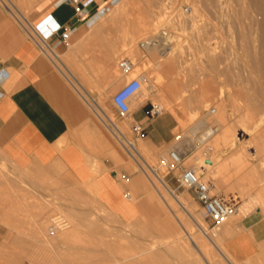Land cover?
<instances>
[{
    "label": "rangeland",
    "instance_id": "1",
    "mask_svg": "<svg viewBox=\"0 0 264 264\" xmlns=\"http://www.w3.org/2000/svg\"><path fill=\"white\" fill-rule=\"evenodd\" d=\"M13 1L15 5H18L16 7L21 8V5L23 6V11L22 9L20 11L27 17L29 11L41 0ZM121 1L123 0H114L111 6L108 7V11L95 15L91 20L93 24L86 30V33L82 36L83 39L78 43L72 42L71 40L72 44L70 45V49L76 50V56L70 60L61 57V61L76 76L77 81L82 83L90 95V99H98L96 101L101 103L102 109L110 117L112 122L120 127L123 126L122 128L128 140L133 141L137 145L141 144V140L139 139L136 142L135 136L132 134V125L135 124L131 117L132 113L138 109L139 105L148 103L150 108L151 104L161 103V100L164 102L165 112L155 119L174 122L176 128L173 131V138L171 143L162 149H156L153 146L145 147L144 153L149 156H145L147 158L146 161L156 170V173L163 177L172 192L178 196L185 197L188 202H192L193 210L196 216L203 220L202 222L206 232H211L214 227L213 222L205 216L203 209L195 199L193 191L178 185L175 177H177L179 172L168 171L161 165V160L163 159L162 157L167 158L168 152L176 147L182 152V163L184 167H198L200 163L197 162H200L204 158L202 155L205 145L203 144L202 148V144H200L198 139L200 134L197 131L191 133V128L196 123L195 121L205 116L210 109H215V115L218 116L220 114L222 121L225 120L222 128L219 129V133L223 129L230 130L231 128L229 134L231 133L230 135L232 137L230 138L232 139V143L229 146H225V148L219 147L220 149H218L215 147L217 151H211L213 154L209 152L212 155H217L214 167L221 163L224 165L220 173L217 175L213 173L214 175L212 174V176L214 177L208 176V178L210 177L209 182L211 187L214 189L213 193L221 194L225 199L232 200L233 203L237 204L238 213L235 217L233 216L237 222L246 221L251 217L257 218V222L258 220L260 222V231L256 236L258 247L254 250V253L243 259H237L231 255L235 259V262H238L237 264H264V207L260 206L255 208L253 211L247 213V216L240 210V205L247 202L248 197L251 199L254 195L261 198L264 205V128L261 126L254 133H258L255 136L257 137L259 135V139L258 141L256 140V145L251 146L243 145L247 142L249 136H243V132L239 130V122L243 117H246L247 113L249 116L250 110L252 109L250 106L254 104L252 102L256 103L257 101L260 103L262 101V99L256 100L258 99L257 90L264 93V81L255 76L256 72L251 70V68L253 69L252 58L259 56L261 53L258 51V49L261 51L260 43H258L260 40H256L255 38H259L260 36L255 32V34L252 33V35H249L248 22L246 23L248 20L245 19L246 16L243 17L237 13H231V15L230 12L220 13L212 5L211 0H136L134 5L128 7L127 5H122L123 7L125 6L124 9L119 6L120 4L118 5ZM199 1L203 3L201 4ZM0 3L5 7L4 0H0ZM25 3L29 5L26 6ZM196 3L199 4L197 5ZM185 5L190 6L192 10L196 6L197 11L199 10L197 16L193 11L191 17L192 12L188 17H184L181 24H175L170 20L172 14L176 11L181 12L182 7ZM200 5L205 6L200 7ZM118 7L120 8L117 11ZM203 7H206L205 10H203ZM6 10L20 24L22 23L21 17L17 13H12L7 8ZM209 11H211V14ZM147 15L148 17H146ZM149 15L152 19L149 18ZM227 15L231 20H234L231 21ZM114 16H116L117 20H115L116 18ZM147 19L150 22H146ZM221 21L222 23L219 24ZM163 25L171 27L172 30L176 27L181 31L173 39L174 46L172 45V52H174L173 54L175 56L174 67L170 72H165L163 69L161 70V68L156 67L155 62L162 60L157 52L153 58L150 53L141 51L139 48V43L142 40L156 32ZM142 27H144L143 29L146 32L145 30H141ZM145 27L149 28L147 29ZM96 32H99V34L96 35ZM244 35L246 37H243ZM128 37H136L135 46L132 48H126L124 46ZM250 39L256 41L252 40L251 45L249 43L251 41ZM242 40L244 41L242 42ZM112 45L116 47V51L113 54V58H110L108 55H104V53H107ZM213 46L215 47L214 52L211 51V47ZM245 46L247 47L245 48ZM249 47L253 48V50ZM205 49L208 50L206 51ZM250 53L255 55L252 56ZM98 56L102 58V65H104V68L106 67L105 70L108 71V75L111 77L110 80L117 82L116 88L109 89L110 80L106 82L101 79L91 80V76L95 78L96 74H98L96 71L100 68L96 66L92 67L91 60L93 57ZM123 57L130 58L137 68L144 67L146 71L141 73L143 77H153L156 80L157 78H161L160 84L156 86L155 93L151 94L147 89L146 92L140 91L139 95L134 98L135 100L130 104L129 117L117 115L112 108V96L125 83V80L122 79L117 69V62ZM210 59L212 60L210 61ZM61 71L79 89L76 82L63 68H61ZM256 75L258 74L256 73ZM167 88L168 90L172 89L174 97H170L167 94ZM203 89L212 91V95L210 96L211 101L208 100L207 107H203L202 105V98H204L202 94ZM82 95L84 100L91 104L90 99L83 93ZM252 98H256L254 99L255 101ZM222 102L226 104V109H224L225 114L223 112L224 110L218 111V106ZM197 109L199 110L198 113H194L197 112ZM215 115L213 117L208 116L207 118L209 120L206 118V122L210 124L216 121ZM93 117L123 156L127 171L130 174H138L142 181L143 193L140 190L137 192L130 191V203L139 210V214L136 213L137 215L133 219L123 221L100 203L97 198L98 188L94 182H89L88 188H85L83 185L70 184L69 178L63 172L50 174L43 169L20 171L13 168L0 153V174L3 175H0V264H35L34 261H49L51 264H136L137 261L132 259L131 256L136 255L141 246L152 243L154 247L160 248L163 243L170 242L169 240H164V238H169L170 236L164 222H156L157 219L153 217L156 211L159 212L158 215H160L161 211L162 213L165 212V214L170 211L166 203L161 199L159 192L153 186L158 184L156 179L153 177L151 171L140 162L142 168L136 162L132 161L122 145L115 139L111 127H106L104 122H102V118L101 121L94 112ZM227 125H230V128ZM225 127L227 128L225 129ZM177 135L181 136L178 142L174 139ZM185 147L189 148L188 151ZM184 151L185 154L183 153ZM232 153L239 154L240 156L238 155V158L240 160L238 158L237 160L236 157L232 159ZM223 167L225 168L223 169ZM213 168L203 167L202 169L211 171ZM96 171H99V169L94 167V173ZM22 175L28 179V183H21L20 176ZM203 175V178L207 177L205 174ZM119 179H121L120 175ZM222 180L226 181L223 183ZM122 182L126 185L130 183V181L126 180ZM258 194L263 195L259 196ZM167 203L171 208L173 207L172 210L174 212L180 210L178 206L173 205L174 202H172L170 197ZM164 205L169 211L166 208L164 209ZM146 208H150L151 211L146 212ZM176 208L178 209L176 210ZM141 211L145 212L142 213ZM45 212H47L46 216L43 214ZM55 216H60L67 222L68 226L62 233L68 232L73 228L76 231L72 238L50 246L34 236V223L42 219L44 227L46 226L44 229L42 227L43 235L47 238L49 222ZM218 227L222 228V224ZM197 230L194 225H190V228L188 227L190 236L199 234L198 236L202 238L204 236L205 238L203 239L207 241V235L205 236L201 231ZM249 230L251 232L250 235L252 234L253 236L256 234V231L254 232L252 227L248 228V232ZM62 233L52 235L50 238H57ZM183 238L184 244H189V238L187 236ZM228 238H226L225 245L227 244ZM158 244L160 245L157 247L156 245ZM226 248L229 251L227 246ZM175 260L170 253L166 252L154 258V262L151 264H176L177 260Z\"/></svg>",
    "mask_w": 264,
    "mask_h": 264
},
{
    "label": "crops",
    "instance_id": "2",
    "mask_svg": "<svg viewBox=\"0 0 264 264\" xmlns=\"http://www.w3.org/2000/svg\"><path fill=\"white\" fill-rule=\"evenodd\" d=\"M113 1L91 0L80 13L62 0L39 1L29 11L27 23L37 31L35 39L43 40L47 52L54 54L53 61L0 3V153L20 171L63 172L70 184L85 188L89 182H94L100 203L124 221L139 214L130 203V191L143 193L142 181L138 174L127 171L123 156L93 117L94 110L63 75L61 68L69 75L71 72L60 59L70 60L76 56V50L70 49L71 40L81 41L95 15L111 6ZM60 27L70 32L67 42L59 37ZM110 50L104 55L113 58L116 47L112 45ZM91 66L100 67L96 77L91 76L92 81L110 80L102 58L93 57ZM116 86L117 82L110 80L109 89ZM112 108L120 115L113 104ZM148 110V103H145L131 115L134 123L141 124L144 129L142 137L132 132L135 141L140 139L144 147L165 148L171 143L176 126L172 121L150 119ZM94 167L99 171L94 173ZM20 177L21 183H28L27 178ZM123 180L130 183L126 185ZM250 227L256 231L253 236L248 235ZM259 231L260 222L255 217L234 224L227 235L226 246L230 253L237 259L253 254L258 247Z\"/></svg>",
    "mask_w": 264,
    "mask_h": 264
},
{
    "label": "bare ground",
    "instance_id": "3",
    "mask_svg": "<svg viewBox=\"0 0 264 264\" xmlns=\"http://www.w3.org/2000/svg\"><path fill=\"white\" fill-rule=\"evenodd\" d=\"M5 3V7L10 11V12H15L19 15V17H21V20H22V26H24L26 29L28 28V30L31 32V34L34 35V33H37V31L34 29V27H30V24L28 25L27 23V17L25 15H23L20 11V9H22V5H21V8L19 7H16L18 5H15L14 4V1L13 0H4ZM22 1V0H21ZM36 1V0H35ZM38 1V0H37ZM206 1V0H204ZM208 1V0H207ZM136 2V0H123L121 1L120 3H118V5L120 7H123L122 5H127L130 6V5H134ZM200 2V1H199ZM211 2L213 3L212 5H214V7L220 12H225V13H228L230 12V14H239V15H242L243 17L246 16L245 19H247L248 21H246V23L248 22V33L249 35H252V33H258L257 35L260 36L259 38L255 37L256 40H260V42L258 41V43H260V49L261 51L258 49L260 55L259 56H254L252 55V53H250L252 56H254L252 58V67L253 69L251 68V70H254L258 75H256L255 73V76H257L258 78H261L263 81H264V0H211ZM24 3V2H23ZM22 3V4H23ZM29 3V2H27ZM26 4L29 5V4ZM178 3V2H177ZM201 4L203 3L202 1L200 2ZM207 3V2H206ZM197 4V3H196ZM199 4V3H198ZM197 4V5H198ZM117 5V6H118ZM173 5V4H172ZM115 6V7H117ZM202 6H205V5H202ZM200 5V7H202ZM117 8V11L119 10V8ZM125 7V6H124ZM123 7V9H124ZM131 8V7H130ZM135 8V7H134ZM183 8V7H182ZM206 7H203V10H205ZM208 8V7H207ZM116 9V8H115ZM122 9V10H123ZM202 10V8H200ZM209 9V8H208ZM217 10H214V11H217ZM23 11V9H22ZM113 11V10H112ZM115 11V10H114ZM133 11V10H132ZM193 11L194 13L196 14L197 16V7L194 6V10H192V14L190 15V17L193 15ZM213 11V10H212ZM205 12V11H204ZM211 11H209L210 13ZM112 13V12H110ZM123 13V11H122ZM120 13V14H122ZM203 13V12H202ZM207 13V12H206ZM223 13V14H225ZM108 14V13H107ZM116 14V13H114ZM211 14V13H210ZM213 14V13H212ZM216 14V13H215ZM218 14V13H217ZM231 14V15H232ZM207 15V14H206ZM229 15V14H228ZM227 15V16H228ZM108 16V15H107ZM152 16V15H151ZM211 16V15H209ZM214 16V15H213ZM226 16V15H225ZM116 18V16H114ZM148 17V15L146 16ZM188 17V16H186ZM195 17V16H194ZM204 17V16H203ZM208 17V15H207ZM218 17V16H216ZM229 17V16H228ZM119 18V17H118ZM149 18H150V15H149ZM209 18V17H208ZM206 18V19H208ZM220 18V17H219ZM222 18V16H221ZM230 18V17H229ZM241 18V17H240ZM152 19V18H150ZM199 20V18H197ZM196 19V20H197ZM117 20V18L115 19ZM145 20V19H144ZM190 20V19H189ZM214 20V19H213ZM223 20V18H222ZM231 20V18H230ZM234 20V19H232ZM231 20V21H232ZM243 20V19H241ZM153 21V20H151ZM204 21V20H203ZM224 21V20H223ZM229 21V19H228ZM146 22H150V20ZM197 22V21H196ZM219 22V21H218ZM217 22V23H218ZM243 22V21H242ZM172 23V22H171ZM222 21L219 23L221 24ZM225 23V22H224ZM152 24V23H151ZM96 26V25H95ZM170 26V25H169ZM231 26V25H230ZM244 26V25H243ZM97 27V26H96ZM100 27V26H99ZM227 27V26H226ZM234 27V26H233ZM231 27V28H233ZM144 27L141 28V30H145L143 29ZM147 28V27H145ZM149 28V27H148ZM147 28V29H148ZM151 28V27H150ZM235 29V28H234ZM233 29V30H234ZM154 30V29H153ZM237 30V29H236ZM148 31V30H147ZM223 31V30H222ZM146 32V30H145ZM221 32V31H220ZM242 32V31H241ZM247 33V34H248ZM254 33V34H255ZM237 34V33H236ZM253 34V35H254ZM134 35V34H133ZM239 35V34H238ZM256 35V36H257ZM243 37H246V35H244ZM242 37V38H243ZM253 37V36H252ZM127 38V37H126ZM220 38V37H219ZM251 38V36H250ZM244 39V38H243ZM254 39V37H253ZM252 39V40H253ZM251 40V39H250ZM252 40L249 42L251 44ZM256 40H253V41H256ZM244 40H242L243 42ZM135 42H136V37H128V40H126V42L124 43L125 47L127 48H132L133 46H135ZM245 42H246V39H245ZM254 44V43H253ZM173 45V44H172ZM252 45V44H251ZM256 45V43H255ZM174 46V45H173ZM208 46V45H207ZM237 46V45H236ZM247 46H245L246 48ZM254 47V46H253ZM259 47V45H258ZM250 48V47H249ZM170 50H165L163 51L162 53L160 52V50L158 48H148L146 51L148 53L151 54V57L154 58L155 56V53L157 52L161 59L162 60H159L156 63V67L158 68H161V70L163 69L165 72H170L173 70V67H174V52H172L171 48H169ZM219 49V48H218ZM253 50V48H250ZM249 49V50H250ZM257 49V48H256ZM132 50V49H131ZM206 50V49H205ZM208 50V49H207ZM206 50V51H207ZM51 51V50H50ZM142 51V50H141ZM204 51V49H203ZM211 51L214 52L215 51V47H211ZM256 51V50H254ZM253 51V52H254ZM251 52V51H249ZM114 53V52H113ZM258 53V54H259ZM214 54V53H213ZM222 55V54H221ZM181 56V55H180ZM215 56V55H214ZM213 56V58H214ZM220 56V54H219ZM249 56V55H248ZM150 58V57H149ZM209 58V57H207ZM151 59V58H150ZM221 59V58H219ZM55 60H57L55 58ZM212 59H210L211 61ZM250 60V59H249ZM177 61V60H176ZM209 62V61H208ZM59 63V62H58ZM62 63V62H61ZM211 63V62H210ZM205 64V63H204ZM213 64H214V61H213ZM251 64V63H250ZM236 65V64H235ZM137 66V65H136ZM206 66V65H205ZM63 67V66H61ZM149 67V66H148ZM140 68V67H139ZM137 68L135 67V64H134V72H133V75H137L136 73L138 74H141V73H144L146 71V69L143 67V68ZM157 68V70H159ZM212 68V67H211ZM216 68V67H215ZM66 69V68H65ZM214 69V68H213ZM209 70V69H208ZM216 70V69H215ZM68 71V70H67ZM243 71V70H242ZM154 72V71H153ZM251 72V71H250ZM249 72V73H250ZM151 73V72H150ZM160 73V72H159ZM240 73V72H239ZM251 74V73H250ZM254 74V73H253ZM78 75V74H77ZM150 75V74H149ZM153 75V74H152ZM131 76V77H132ZM161 76V75H160ZM70 77L76 82V85L78 86V88L80 89H77V87H75V90L77 89L78 92H80L81 94L83 93L85 95L86 93V89L84 88V86L82 85V83H79L77 81V78L76 76H74L72 73H70ZM143 77V76H142ZM253 77V76H252ZM164 78V77H163ZM161 79V78H160ZM160 79L157 78L156 79H153V77H143V80H142V86H141V89L140 91H143V92H146L147 89L149 90V93L153 94L156 92V86L158 84H160ZM244 81V80H243ZM247 83V82H246ZM242 84V83H241ZM257 84V83H256ZM257 87V86H256ZM256 89V88H254ZM262 89V88H260ZM253 90V89H252ZM257 90V89H256ZM165 92V91H164ZM167 94L170 95V97H174V92H172V89H169L167 88L166 90ZM250 92V90H249ZM254 92V90H253ZM252 92V93H253ZM87 94V93H86ZM202 94H203V101H202V105L203 107H207L208 106V100H210V96L212 95V91H209V90H206V89H203L202 91ZM214 94V93H213ZM88 95V94H87ZM104 95V94H103ZM252 95V94H251ZM257 98H252L253 100L256 99V100H261L260 103L256 101L255 102H252L254 103L252 106V109L250 110V114L248 116V113L246 115V117L242 118L241 121L239 122V130H241V132H243V136H249L247 142H245L243 145H256V142L258 141L259 139V135L256 137L255 135L257 134H254L258 128H260L261 126H263L264 128V93L261 92L260 90H257ZM101 97V96H100ZM105 97V96H104ZM147 97V96H145ZM91 98V97H90ZM102 99V98H101ZM162 99V98H161ZM98 100V99H96ZM96 100L94 99H90V106L91 108L94 110V112L96 113V115L101 119L102 118V122H104V124L106 125V127H111L112 131L114 132V136L116 137V139L119 141V143L123 146V148L125 149L127 155L132 159V161L136 162L140 167V163L145 166L149 171H151L153 177L156 179L157 181V185H153L154 188L157 190V192H159L160 194V197L161 199L163 200V202L166 203V205L168 206L169 210H167V207H165L164 205V209L166 208L167 211H169V215L168 213L165 214L160 213V215H158V211H156L155 215L153 216L155 219H157L156 222H164V225L165 227L167 228V231L169 232L170 236L169 238H164V240H169L170 242H167V243H163V245L160 247V248H156L154 247V244H148V245H143L139 248V252L134 255V256H131L132 259H135L137 261L136 264H151L152 262H154V258L158 257L159 255H162L163 253H170L171 256H173L176 260H177V263H180V264H237L235 262V259L233 258V256L231 255V253L227 250L226 248V245H225V242H226V238L227 235L230 233L231 231V228L232 226H234V224L237 223V221L235 220V218L231 217L229 218L228 220H226L225 222L221 223L222 224V228H224V230H222V228L218 227L216 228L213 232L211 230V232H206L204 230V224H203V220H201L198 216H196L194 210H193V207H192V202H188L187 199L183 196H178L176 195L174 192H172L170 189H169V186L168 184L166 183V181L163 179V177H161L158 173H156V170H154L149 164L148 162L146 161V157H149L147 155H145L144 153V146L142 144H135L133 143V141H129L128 140V137L126 136V133L124 131V129L116 124H114L112 122V120L110 119V117L104 112V110L102 109V106L100 105L101 103H98ZM222 100V99H221ZM224 100V99H223ZM211 101V100H210ZM255 101V100H254ZM100 102V101H99ZM157 104V103H156ZM163 104V105H162ZM200 104V103H199ZM89 105V103H88ZM159 106H161L163 112H165V108H164V102L161 100V103H158ZM168 105V104H166ZM140 106V105H139ZM219 109L218 111H222L224 109H226V104L224 102L221 103L220 106H218ZM246 107V106H245ZM196 111V109H194ZM198 109H197V112H194V113H198ZM169 112V111H168ZM172 112V111H171ZM170 112V114H171ZM224 114H225V110L223 111ZM222 112V113H223ZM235 112V111H234ZM216 113V110L214 109V113L211 114V109L209 110V112L203 116L202 118H200L199 120L195 121L196 123H194V125L192 126V132L190 130L191 133H193L194 131L198 132V134H200L199 136V141H200V144H202V148H203V144L205 145L204 146V152H203V157L200 162H197V163H200L198 167L194 168L195 171L199 174V176L201 177V179L205 182H209V179L210 177L208 178V176H212V174H218L222 171V166H224L222 163L219 164L218 166H215V158L217 155H212L213 152L211 151H217L216 148L220 149L221 147H224L225 146H229V144L232 143V139L230 137H232L229 132L231 131V128L227 125L229 129L227 130H224L221 131L219 133V129L222 128L223 126V122L222 119H221V116L220 114L218 116L215 115ZM221 113V114H222ZM243 113V112H241ZM174 114V113H173ZM216 116V121H213L212 123H207L206 122V118L208 116ZM244 115V116H245ZM235 116V115H234ZM197 119V118H196ZM195 119V120H196ZM208 119V118H207ZM238 119V118H237ZM209 120V119H208ZM243 121V122H242ZM215 122V123H214ZM231 123V122H230ZM243 123V124H242ZM212 126H215L216 128L214 130H212L211 128V125ZM125 127V126H124ZM225 127V129L227 128ZM224 128V127H223ZM234 129V128H233ZM260 130V129H259ZM264 130V129H263ZM111 131V132H112ZM233 132V131H232ZM237 134V133H236ZM262 134V133H261ZM233 135V134H232ZM235 135V134H234ZM242 136V135H241ZM263 136V135H262ZM235 138V137H233ZM239 139V138H238ZM237 139V140H238ZM257 140V141H256ZM246 141V140H245ZM149 143V142H148ZM234 143V142H233ZM188 145V144H187ZM223 145V146H222ZM214 147V148H213ZM216 147V148H215ZM220 147V148H219ZM241 147V146H240ZM176 148V147H175ZM186 148V147H185ZM199 148V146H198ZM233 148V147H232ZM231 148V149H232ZM189 148H186V150L188 151ZM214 149V150H213ZM198 150V149H197ZM262 150V149H261ZM186 151V152H187ZM237 151V150H236ZM235 151V152H236ZM246 151V150H245ZM244 151V152H245ZM197 152V151H196ZM200 152V151H199ZM211 152V153H209ZM238 152V151H237ZM185 154V151L183 152ZM218 153V152H217ZM256 153V152H255ZM259 153V152H258ZM148 154V153H147ZM211 154V156H210ZM233 154V153H232ZM163 155V154H162ZM165 155V154H164ZM209 155V156H208ZM238 155L237 153H234L231 158L232 159H236L238 158ZM146 156V157H145ZM198 156V155H197ZM208 156V157H207ZM240 156V155H239ZM154 157V156H153ZM152 157V158H153ZM157 157V156H156ZM160 157V156H158ZM163 159L165 157H162ZM200 158V157H198ZM149 159V158H148ZM160 159V158H159ZM240 160V158H238ZM237 159V160H238ZM245 159V158H244ZM149 160H152V159H149ZM157 161V160H156ZM232 161V160H231ZM140 162V163H139ZM233 162V161H232ZM235 163V162H234ZM246 163V162H245ZM242 164V163H241ZM249 164V163H247ZM230 165V164H229ZM154 167V166H153ZM160 167V166H159ZM213 168L211 171H206L205 169H202V168ZM244 167V166H243ZM249 167V166H248ZM142 168V167H141ZM157 168V167H156ZM225 167H223L224 169ZM237 168V167H236ZM245 168V167H244ZM158 169V168H157ZM163 170V169H162ZM229 170V169H228ZM239 170V169H238ZM2 172V171H1ZM244 172V171H243ZM227 173V172H225ZM224 173V174H225ZM234 173V172H233ZM241 173V172H240ZM203 174H205L207 177H204L203 178ZM213 174V175H214ZM222 174V173H221ZM237 174V173H236ZM1 176H3L2 174H0ZM215 175V176H216ZM221 176V175H220ZM214 177V176H212ZM216 177H219V176H216ZM208 178V179H206ZM221 178V177H220ZM219 178V179H220ZM231 178V177H230ZM234 178V177H233ZM217 179V178H216ZM227 179V178H226ZM223 181V180H222ZM226 181V180H225ZM223 181V183L225 182ZM237 182V181H236ZM222 183V184H223ZM228 184V183H227ZM214 186H216L214 184ZM216 188V187H215ZM212 189V192H214V189L211 187ZM263 192V190H262ZM128 194V193H127ZM221 195V194H220ZM259 196L260 195H263V194H258ZM126 196V195H125ZM172 199V202L173 205L175 204L176 206L179 207L180 210H178L177 212H174L172 210V208L170 207V205L167 203L169 197ZM222 196V195H221ZM233 197V196H232ZM251 197V196H250ZM129 198V197H127ZM168 198V199H167ZM190 198V197H189ZM191 199V198H190ZM167 200V201H166ZM232 201V200H231ZM133 202V201H132ZM194 203V202H193ZM172 205V204H171ZM237 205V204H236ZM260 206H263V202L261 200V198H259L258 196L254 195L253 197H251V199L248 197V201L241 204L240 205V210L241 212L244 214V215H248L247 213H249L250 211H253L255 208L257 207H260ZM146 212H150L151 209L150 208H146ZM163 209V208H162ZM178 208H176L177 210ZM145 210V209H144ZM142 213H144L145 211H141ZM170 213H171V216H170ZM252 213V212H251ZM250 213V214H251ZM45 216L47 214V212L43 213ZM42 214V215H43ZM241 214V215H243ZM43 215V216H44ZM252 215V214H251ZM235 217V216H234ZM247 218V217H245ZM50 219V218H49ZM176 222H175V221ZM141 221V220H140ZM241 221V220H239ZM49 222V221H48ZM143 222V221H142ZM46 223V222H45ZM35 234L34 236L39 239V240H43L46 244L50 245V246H54L56 244H58L59 242H63V241H66L70 238H72L74 235H75V231L76 229L73 228L72 230L68 231V232H64L62 233L64 230L60 231L62 234L59 235L57 238H50V236H52L51 234L48 233L47 235V238L45 235H43V231H42V227L43 229L46 227H44V222L41 220H38L36 221L35 223ZM48 224V223H47ZM46 224V225H47ZM50 224V222H49ZM190 225H194L199 231H201V233L203 235H207V241L203 238H205L203 236V238L201 236H198L199 234H197L196 236H190V234L188 233V227L190 228ZM6 226V225H5ZM49 228V227H48ZM47 228V230H48ZM69 228V227H68ZM46 230V229H45ZM69 230V229H68ZM192 230V229H190ZM197 230V231H198ZM60 232H57V233H60ZM192 232V231H191ZM220 232V233H219ZM47 233V232H46ZM55 233V234H57ZM250 230L248 232V235L250 234ZM53 234V235H55ZM148 234H151V233H148ZM194 235V234H193ZM49 236V238H48ZM184 236H187L189 238L190 241L189 244H184L183 242V237ZM252 236V234H251ZM250 236V237H251ZM150 238V236H148ZM147 237V238H148ZM153 237V235H152ZM146 238V237H145ZM144 238V239H145ZM148 238V239H149ZM253 238V237H251ZM142 239V238H141ZM152 239V238H151ZM154 239V238H153ZM160 239H163V238H160ZM147 240V239H146ZM150 240V239H149ZM148 240V241H149ZM188 240V239H187ZM259 240V239H258ZM160 242V241H159ZM256 242V241H255ZM148 243V242H147ZM150 243V242H149ZM144 244V243H143ZM160 244L156 245L157 247L159 246ZM145 258H148V259H145ZM175 260V261H176ZM130 262V261H129ZM133 262V261H132ZM171 262V261H170ZM35 264H51L49 261H34ZM128 263V262H127ZM134 263V262H133ZM135 264V263H134ZM170 264V263H169ZM173 264V263H172ZM175 264V263H174Z\"/></svg>",
    "mask_w": 264,
    "mask_h": 264
},
{
    "label": "built area",
    "instance_id": "4",
    "mask_svg": "<svg viewBox=\"0 0 264 264\" xmlns=\"http://www.w3.org/2000/svg\"><path fill=\"white\" fill-rule=\"evenodd\" d=\"M90 1L91 0H62V3L74 6L75 11L80 13L83 10V7ZM104 11H108V8L100 10L97 14H100ZM191 12V7L185 5L181 12H174L170 20L179 25L183 22L184 17L191 14ZM92 24L93 23L90 22L89 25L91 26ZM27 31L29 32V30ZM58 32L60 33L59 37L63 42H67L69 40L70 32L68 30L60 27ZM180 32L181 31H179V29L176 27L172 30L171 27L163 25L156 32L142 40L139 43V48L143 51H146L148 48H158L161 53L165 50H170L169 48L172 50L173 39ZM29 34L30 36L34 37L31 32H29ZM35 41L39 47L45 51V55L51 61H53L54 54L52 52H47V46L44 44V41L39 39H35ZM117 69L120 72L122 79L125 80V83L112 96V104L117 108L121 116L127 117L130 114L131 100L136 98L140 93L143 77L142 74L132 76L134 72V63L128 57H123L118 60ZM66 80L72 84L68 78H66ZM89 107H91L90 104ZM163 113L164 112L161 106L158 104H151L147 115L150 119H155L160 117ZM213 113L214 109H211V114ZM210 126L212 130L216 128L215 126ZM132 132L138 137H142L144 133L143 126L141 124L132 125ZM174 139L178 142L181 139V136L177 135L174 137ZM182 161V152L178 148H174L168 152L167 158L161 160V165L164 166L168 171L179 172L177 177H175L176 182L180 187L193 191L195 199L203 209L205 216L208 217L214 224V227L212 228L213 232L221 223L237 215V205L232 201L225 199L223 196L213 193L210 182L203 181L194 168L184 167ZM67 226V222L62 217H52L50 220L48 233L53 235L66 229Z\"/></svg>",
    "mask_w": 264,
    "mask_h": 264
}]
</instances>
